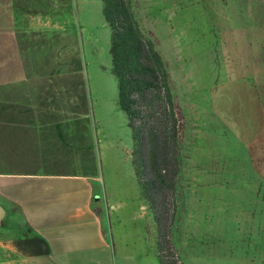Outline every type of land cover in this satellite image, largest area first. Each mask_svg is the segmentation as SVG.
Wrapping results in <instances>:
<instances>
[{"label":"rangeland","instance_id":"obj_1","mask_svg":"<svg viewBox=\"0 0 264 264\" xmlns=\"http://www.w3.org/2000/svg\"><path fill=\"white\" fill-rule=\"evenodd\" d=\"M126 1L166 61L183 128L174 231L189 232L184 222L191 209L210 211L208 222L191 218L190 229L202 233L192 243L204 252L182 251L171 234L170 251L185 264H263L264 0ZM102 10L101 0H0V87L13 84L5 93L19 95L15 88L24 78L33 84L48 67L67 71L111 144L110 154L101 147L96 156L110 248L58 263L38 254L25 230L0 227V264H161L153 217L140 198L132 131L112 72V29ZM2 157L12 158L0 154V163ZM219 210L231 212L226 222Z\"/></svg>","mask_w":264,"mask_h":264},{"label":"crops","instance_id":"obj_2","mask_svg":"<svg viewBox=\"0 0 264 264\" xmlns=\"http://www.w3.org/2000/svg\"><path fill=\"white\" fill-rule=\"evenodd\" d=\"M56 69L59 68L48 67L44 75L39 72L33 84L31 78H24L20 83L23 86L15 88L20 89L19 95L5 93L6 89L14 90L13 84L0 87V154L12 157H2L0 163V203L10 213L9 227L25 230L37 239L38 249H49L48 257L66 263V257L75 253L110 248L96 156L101 147L103 155L110 154L111 144L108 131L99 127L94 113L89 114L78 79ZM55 74H61V78L55 79ZM179 212L171 238L182 251L191 246L199 256L204 250L192 241L202 233L195 235L191 230L195 229L191 218L202 217L208 222L210 211L186 212L188 220L184 224L189 232L178 233L174 226ZM228 213L231 212L219 210L224 222ZM207 227L209 233V223ZM207 251L219 256L216 250ZM224 252L221 253L226 259ZM236 257L243 263L242 256ZM181 261L185 264L182 258Z\"/></svg>","mask_w":264,"mask_h":264},{"label":"trees","instance_id":"obj_3","mask_svg":"<svg viewBox=\"0 0 264 264\" xmlns=\"http://www.w3.org/2000/svg\"><path fill=\"white\" fill-rule=\"evenodd\" d=\"M101 1L112 29V72L118 81L119 105L132 131V162L140 197L148 205L156 227V253L161 264H183L170 251L169 240L179 211L182 181L178 176L184 171V144L167 64L152 38L142 31L129 2ZM181 194L184 196L183 191ZM30 240L39 246L37 239ZM168 248L169 254H164Z\"/></svg>","mask_w":264,"mask_h":264},{"label":"water","instance_id":"obj_4","mask_svg":"<svg viewBox=\"0 0 264 264\" xmlns=\"http://www.w3.org/2000/svg\"><path fill=\"white\" fill-rule=\"evenodd\" d=\"M10 213L8 209L0 203V227H9Z\"/></svg>","mask_w":264,"mask_h":264}]
</instances>
